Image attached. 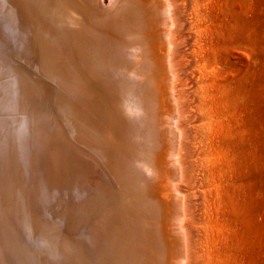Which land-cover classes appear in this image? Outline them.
<instances>
[{"label":"bare ground","instance_id":"1","mask_svg":"<svg viewBox=\"0 0 264 264\" xmlns=\"http://www.w3.org/2000/svg\"><path fill=\"white\" fill-rule=\"evenodd\" d=\"M188 2L0 0L2 264L168 263L166 238L187 224L178 227L179 210L168 205L167 218L159 203L160 192H183L180 172L175 186L159 177L157 188L151 159L170 121H160L151 99L170 96V83L152 87L154 76L166 82V68L186 60ZM45 83L77 103V140Z\"/></svg>","mask_w":264,"mask_h":264},{"label":"rangeland","instance_id":"2","mask_svg":"<svg viewBox=\"0 0 264 264\" xmlns=\"http://www.w3.org/2000/svg\"><path fill=\"white\" fill-rule=\"evenodd\" d=\"M188 1L184 15L189 24L182 32L188 35V42L181 47L186 60L176 72L166 68L167 74L170 73L166 82L159 79V74V77L155 75L158 79L154 82L158 84L152 86H158L159 91L162 85H172L167 87L169 98L158 92L151 99L160 121H170L172 135L167 132L166 136L163 128L161 132L158 128L159 147H156L155 159H151L156 172L161 171V176L156 173V182L165 179L160 182L168 186L173 183L172 187L177 182L184 193L174 192L178 197L170 199L160 192L159 203L161 208L166 207L163 211L167 212V218L172 208L179 210L181 222H178L184 219V223H178V227L187 224L184 232L189 236L180 234L184 233L183 227L178 228L180 233L177 231L171 237L168 234L167 264H173L177 258V264H264V0ZM174 84L180 100L173 93ZM45 87L49 97L56 96L60 114L75 135L81 114L73 112L77 103L70 101L69 94L61 95L60 90L49 88L46 83ZM64 107L72 115L68 116ZM177 121L180 123L176 126ZM177 157L183 160L178 162ZM177 165L183 166L184 171ZM173 173L177 174L175 178L180 176L183 180L179 178L178 182ZM160 182L156 187L162 189L164 184ZM186 204L189 217H186ZM184 238L191 247L190 259H185ZM179 243L186 251L181 250ZM174 246L179 249L177 252ZM170 251L174 253L170 255Z\"/></svg>","mask_w":264,"mask_h":264}]
</instances>
